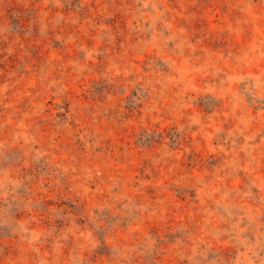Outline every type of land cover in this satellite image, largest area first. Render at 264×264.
<instances>
[{
  "label": "rangeland",
  "instance_id": "374dc122",
  "mask_svg": "<svg viewBox=\"0 0 264 264\" xmlns=\"http://www.w3.org/2000/svg\"><path fill=\"white\" fill-rule=\"evenodd\" d=\"M0 264H264V0H0Z\"/></svg>",
  "mask_w": 264,
  "mask_h": 264
}]
</instances>
